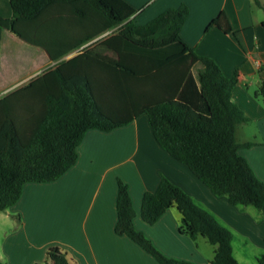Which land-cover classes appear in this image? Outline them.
I'll list each match as a JSON object with an SVG mask.
<instances>
[{"label":"trees","instance_id":"16d2710c","mask_svg":"<svg viewBox=\"0 0 264 264\" xmlns=\"http://www.w3.org/2000/svg\"><path fill=\"white\" fill-rule=\"evenodd\" d=\"M10 3L11 33L54 61L77 53L0 98V212L19 201L25 185L55 182L74 167L87 132H111L142 114L159 144L215 194L228 196L233 205L263 207L264 183L239 154L236 140L238 127L248 122L233 101L238 70L228 79L214 60L185 43L186 4L140 26L138 12L124 0ZM254 4L263 7L259 0ZM211 28L233 32L224 12ZM255 95L264 104L262 78ZM173 207L182 216L181 232L193 240L202 236L215 247L210 264H240L232 232L166 180L144 194L143 220L154 225ZM117 214V235H127L161 264H189L167 258L134 228L122 180ZM43 264L72 262L67 252L52 247Z\"/></svg>","mask_w":264,"mask_h":264},{"label":"crops","instance_id":"0c3cea01","mask_svg":"<svg viewBox=\"0 0 264 264\" xmlns=\"http://www.w3.org/2000/svg\"><path fill=\"white\" fill-rule=\"evenodd\" d=\"M10 1L0 0V90L5 89L3 76L15 73L17 66L31 67L34 71L28 78L33 79L77 53L54 61L43 49L11 33ZM124 1L138 12L135 23L140 26L186 4L190 14L181 34L185 43L197 55L214 60L228 79L238 70L233 101L248 119L237 129L239 154L264 183V104L255 95L264 79V0H259L263 7L254 0ZM223 12L233 32L207 30ZM16 41L24 46L22 58L11 56V42ZM78 152L77 163L60 179L25 185L19 201L0 212L1 261L43 264L48 250L59 247L72 264H161L127 235H117L119 180L128 186L134 228L167 258L210 264L215 247L202 236L193 240L181 232L182 216L176 207L154 225L143 220L144 194L156 192L165 180L181 188L232 232L233 255L240 264H258L264 257V205L261 209L233 205L228 196L215 194L159 144L146 114L111 132L90 130Z\"/></svg>","mask_w":264,"mask_h":264},{"label":"rangeland","instance_id":"374dc122","mask_svg":"<svg viewBox=\"0 0 264 264\" xmlns=\"http://www.w3.org/2000/svg\"><path fill=\"white\" fill-rule=\"evenodd\" d=\"M18 44H20L19 47ZM11 47H12V51H11V56L13 58H16L17 56L19 57H23V52L25 51V49L23 48L24 46L21 45V43H19V41H16L15 44H13L11 42ZM29 48V47H28ZM18 52L19 54L16 55L15 51ZM36 50V49H34ZM39 52H41L39 49H38ZM36 52V51H34ZM31 67H28L27 69H24L22 68L21 66H17L16 68V72H12L11 74L9 75H5L3 76L4 78V83H3V88H5L4 90H0V98L3 97L4 95H6L7 93H9L10 91H12L13 89L17 88L18 86L28 82L31 78L28 76L34 71L32 69H30ZM26 78V79H25Z\"/></svg>","mask_w":264,"mask_h":264}]
</instances>
